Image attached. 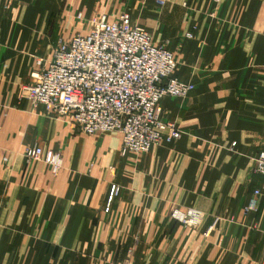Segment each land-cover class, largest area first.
Instances as JSON below:
<instances>
[{"label": "crops", "instance_id": "crops-1", "mask_svg": "<svg viewBox=\"0 0 264 264\" xmlns=\"http://www.w3.org/2000/svg\"><path fill=\"white\" fill-rule=\"evenodd\" d=\"M163 1L0 0V264H264V0ZM122 12L194 84L160 100L181 136L138 155L121 153L119 132L87 135L21 92L58 40ZM30 145L61 154L57 174L24 157ZM172 207L201 210L200 226Z\"/></svg>", "mask_w": 264, "mask_h": 264}, {"label": "built area", "instance_id": "built-area-1", "mask_svg": "<svg viewBox=\"0 0 264 264\" xmlns=\"http://www.w3.org/2000/svg\"><path fill=\"white\" fill-rule=\"evenodd\" d=\"M76 18L84 21L79 12ZM86 22L85 33L76 31L69 40H58L49 59H37L36 79L21 87L32 107L41 105L47 115L67 117L87 135L119 132L123 155L145 153L153 144L179 138L182 130L161 119L160 100L165 95L183 97L194 84L177 78L174 54L152 41L143 28L132 25L125 12L112 20L105 14L92 15ZM23 155L27 160H42L54 175L62 166L59 152L44 151L38 145L25 147ZM254 160V171L264 183V150ZM115 193L113 185L109 199ZM254 193L259 194V189ZM257 201V197L250 199L244 213L255 211ZM169 216L192 228H198L203 218L202 211L194 207H172ZM219 221V216H213L201 234L207 236Z\"/></svg>", "mask_w": 264, "mask_h": 264}]
</instances>
